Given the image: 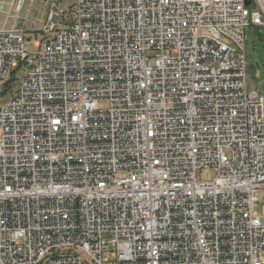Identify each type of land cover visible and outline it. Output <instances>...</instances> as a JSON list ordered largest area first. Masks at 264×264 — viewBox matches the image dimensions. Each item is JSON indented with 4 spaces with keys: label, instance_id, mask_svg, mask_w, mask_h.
<instances>
[{
    "label": "built area",
    "instance_id": "2783aa9c",
    "mask_svg": "<svg viewBox=\"0 0 264 264\" xmlns=\"http://www.w3.org/2000/svg\"><path fill=\"white\" fill-rule=\"evenodd\" d=\"M44 8L0 29V264H264V0Z\"/></svg>",
    "mask_w": 264,
    "mask_h": 264
},
{
    "label": "rangeland",
    "instance_id": "374dc122",
    "mask_svg": "<svg viewBox=\"0 0 264 264\" xmlns=\"http://www.w3.org/2000/svg\"><path fill=\"white\" fill-rule=\"evenodd\" d=\"M46 1L47 0H27L22 10L16 11L12 6L13 0H0V29L17 27L29 30L32 28V21L30 20H37L34 28H39L44 18V5ZM38 36H40V33ZM36 37L37 35L34 34L33 40H35ZM30 46L34 48L33 44H30ZM246 49L249 86L250 88H258L264 93V26L257 28L255 25H248L246 27ZM16 75L20 78L21 72L17 71ZM8 78H6V80ZM13 85L14 82L8 87H6V83L0 84V92L3 93L2 97L4 100L11 97V87ZM15 86L16 85H14L12 89H14ZM214 175L215 170L211 167L203 168L200 172V176L203 179L213 178ZM259 196L257 208L260 211L264 203V192H260Z\"/></svg>",
    "mask_w": 264,
    "mask_h": 264
},
{
    "label": "trees",
    "instance_id": "16d2710c",
    "mask_svg": "<svg viewBox=\"0 0 264 264\" xmlns=\"http://www.w3.org/2000/svg\"><path fill=\"white\" fill-rule=\"evenodd\" d=\"M13 79H14V73L6 80V87L12 84V82L14 81Z\"/></svg>",
    "mask_w": 264,
    "mask_h": 264
},
{
    "label": "water",
    "instance_id": "95a60500",
    "mask_svg": "<svg viewBox=\"0 0 264 264\" xmlns=\"http://www.w3.org/2000/svg\"><path fill=\"white\" fill-rule=\"evenodd\" d=\"M251 0H246L247 3H250Z\"/></svg>",
    "mask_w": 264,
    "mask_h": 264
}]
</instances>
